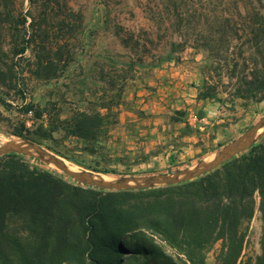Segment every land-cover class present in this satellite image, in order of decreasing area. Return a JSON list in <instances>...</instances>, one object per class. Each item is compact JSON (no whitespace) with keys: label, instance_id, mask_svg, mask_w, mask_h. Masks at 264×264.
<instances>
[{"label":"trees","instance_id":"1","mask_svg":"<svg viewBox=\"0 0 264 264\" xmlns=\"http://www.w3.org/2000/svg\"><path fill=\"white\" fill-rule=\"evenodd\" d=\"M29 3L32 8L26 13L10 17V57L1 52L0 44V89L13 87V58L23 57L27 50L30 73L36 78H55L74 59L82 13L68 0ZM231 22L226 19L224 27L235 31ZM235 23L242 26L254 57H244L239 68L225 57L226 68L236 64L240 69L233 96L264 100V16L246 13ZM226 32L218 40L228 43L234 38ZM249 64L250 78L244 73ZM199 95L222 102L215 91L201 89ZM32 109L31 103L24 106L25 112ZM41 115V110L34 111L35 118ZM61 122L73 136L91 141L104 123L98 112L83 111ZM56 123L51 121V130L37 126L31 133L14 135L41 145L37 138H49L60 126ZM256 196L262 234L260 253L251 263L241 258L240 226L253 215ZM147 233L157 235L183 261L150 242ZM218 240L217 259L207 263L205 253ZM133 254L144 258L142 264H264V136L200 177L144 190H101L66 180L53 169L32 166L25 155L0 156V264H123Z\"/></svg>","mask_w":264,"mask_h":264},{"label":"rangeland","instance_id":"2","mask_svg":"<svg viewBox=\"0 0 264 264\" xmlns=\"http://www.w3.org/2000/svg\"><path fill=\"white\" fill-rule=\"evenodd\" d=\"M68 4L83 16L74 59L57 77L42 79L30 73L29 50L23 57L13 58L16 67L13 87L0 89V143L17 137L14 133L18 131L31 133L37 126L51 130V121L58 120L56 124L60 126L50 131L49 138L37 139L75 167L109 176L158 174L203 159L238 137L264 114V100L233 96V84L240 75L239 64L244 57L249 61L254 57L253 49L248 51L250 44L240 30L242 26L235 21L246 13L264 16V0H68ZM29 8H32L29 0H0L3 54H10L7 31L12 24L10 17H18ZM228 18L232 19L235 31L224 27ZM220 19L223 33L218 30ZM225 32L234 37L228 43L218 40ZM122 39L128 43L124 45ZM227 56L238 63V68L236 64L225 67ZM3 59L8 58L3 55ZM183 61L194 63L203 75L201 89L215 91L222 102H218L215 112L211 111L213 99L194 104L193 111L202 116L201 124L210 128L200 130L192 151L187 150L186 154L180 150L167 156L170 148L164 144L156 151L147 149L146 142L153 136L145 134L147 125L143 120L147 117L143 110L130 109L127 112L131 113L126 114L121 104L125 86L131 79L146 77L154 68ZM251 66L244 72L248 78L253 72ZM174 100L172 97L167 106L170 122L177 118L171 111ZM28 103L33 109L25 112ZM204 107L207 109L203 110ZM38 109L42 115L35 118L34 111ZM80 111L98 112L104 121L92 141L73 136L61 122ZM25 157L32 166L50 168L35 158ZM59 176L75 182L61 173ZM240 231L244 234L241 258L254 263L260 253L262 234L257 196L253 215L242 222ZM147 235L150 242L160 245L174 260L183 261L157 235ZM220 248L218 240L205 253L207 263L216 261ZM143 259L133 254L123 264H142Z\"/></svg>","mask_w":264,"mask_h":264},{"label":"crops","instance_id":"3","mask_svg":"<svg viewBox=\"0 0 264 264\" xmlns=\"http://www.w3.org/2000/svg\"><path fill=\"white\" fill-rule=\"evenodd\" d=\"M202 82L203 75L194 63L183 61L154 68L148 76L135 77L126 84L121 108H126V114L135 109L145 113V134L153 136L146 142L147 149L156 151L159 145L164 144L170 148L167 156L180 150L187 154V150L194 149L200 130L210 128L209 125H202V116L193 111L194 104L208 101L199 95V84ZM172 97L175 100L171 104V111L177 114V118L170 122L167 116L170 109L167 106ZM211 105L212 112L219 108L217 101ZM162 138L167 139L163 142Z\"/></svg>","mask_w":264,"mask_h":264},{"label":"water","instance_id":"4","mask_svg":"<svg viewBox=\"0 0 264 264\" xmlns=\"http://www.w3.org/2000/svg\"><path fill=\"white\" fill-rule=\"evenodd\" d=\"M264 136V114L229 143L182 169L148 175L109 176L78 168L42 145L27 138L14 137L0 143V156L14 153L35 158L75 182L108 191L144 190L176 185L200 177L237 156Z\"/></svg>","mask_w":264,"mask_h":264},{"label":"bare ground","instance_id":"5","mask_svg":"<svg viewBox=\"0 0 264 264\" xmlns=\"http://www.w3.org/2000/svg\"><path fill=\"white\" fill-rule=\"evenodd\" d=\"M67 162V161H66ZM67 163H69V162H67ZM70 164V163H69ZM72 165V164H71ZM72 166H74V165H72Z\"/></svg>","mask_w":264,"mask_h":264}]
</instances>
